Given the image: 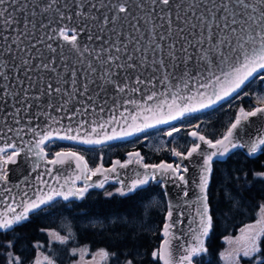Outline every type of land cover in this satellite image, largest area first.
I'll return each mask as SVG.
<instances>
[{
  "label": "snow or ice",
  "instance_id": "1",
  "mask_svg": "<svg viewBox=\"0 0 264 264\" xmlns=\"http://www.w3.org/2000/svg\"><path fill=\"white\" fill-rule=\"evenodd\" d=\"M33 3L34 7L39 8L41 13H55L53 20L49 21V24L41 23L40 27L48 29V40L59 38L63 41V44L59 45L61 49L60 59L62 61L67 59L63 53V48L67 46L69 51L75 53L78 57L75 63L83 64L84 53H90L95 54L98 63L103 68L99 76L93 79L97 73V68L89 61L86 75L80 77L83 83L80 87H77L78 69L75 66L69 69L68 64L65 63L64 72L69 73V81L64 82H70L72 90L67 91L62 86H57L62 85V81L58 80L57 85L48 82L46 85H42L39 93L34 97L36 101H39L43 95L52 97L55 94H62L67 99H64L63 104L60 107H55L54 110L56 112L67 113V106L70 100L75 99L77 95H87L89 86L92 84H97V87L101 90H104L106 85H112L118 92H125L129 87L128 78L125 77L124 81H118L116 79L117 70H135L138 66L144 67L148 60L147 55H141L140 60L134 62L133 53L128 52L127 43L117 40L115 43L109 44L108 41H104L107 47L89 49L88 44L82 42L80 36L81 33H88L87 41L100 40L101 37L99 35L94 37L90 34L91 23L97 21L101 22L99 25L100 32L105 30V26L112 24V31L117 37L121 35V28L116 27V25L122 27L131 21H135L130 26L137 33H140L141 30L138 24L139 21L143 20L146 24L151 25L149 28V41L150 44H154L152 48L153 53L163 52L166 54L158 61H154L163 70L159 83L166 86V92L159 93V96L163 97V99L159 100L155 107L147 104V101H152L157 97L158 94L155 91L147 95L144 104L130 99H125L123 104L137 105L140 112H155L162 110L167 105L168 113L164 119H152L151 123H148L150 119L148 116H144L142 122L137 123V120L140 118L139 112L135 115L129 114L131 116V123H127L128 116L125 113L128 110L125 108L123 112H120L119 119L115 115H111L109 119L102 121L92 120L89 122L79 119L75 129H73L71 123L65 126L60 120L47 112L37 113V115L45 116L49 121L43 129L39 127L15 129L16 137H22V134L26 131L35 137L33 141L25 143L23 148L17 147L14 142L6 143L0 147V182L7 181L8 165L17 163V157L21 155L24 148L27 149L26 155L36 157L34 170L41 166L40 161L54 166H70L74 162L76 174L72 178L65 179L64 184H61L59 189L49 185L47 181L42 179L44 173L37 175V183L43 187H47L49 191H43L42 187L34 194V198L21 199L17 207L9 204L5 210L0 211V230L11 229L14 225L26 220L30 212L46 205L56 196H61L65 200H68L70 197L82 199L91 188L103 189L105 183L109 180L108 174L117 173L118 169L127 168L129 165L135 163L136 165H140L144 169V172L137 173L136 178L131 180L130 183L126 184L124 181H119L121 186L115 189V193L127 196L135 193L150 181H157L158 179L164 181L161 187H166L168 182H172L178 189H182L183 191L179 198L180 202L188 205L189 208L195 207V217H198V225L195 229H192L191 226L189 228L191 238L187 244L181 245L184 254L179 257L175 256L173 241L179 239V237L176 235L174 229H178L183 224L185 213L183 210H178L181 208L179 202L173 204L169 201L161 230L164 239L161 241L158 249L154 250L151 255L154 259H158L161 264H193V260L197 255L207 252L204 237L209 234L212 228L213 218L209 214L207 189L213 157L225 156L231 149L237 147L246 148L249 155H254L258 151L264 150V132L259 133L255 138H250L243 142L238 136L239 129L243 127L244 122L248 121L250 117L264 116V96L257 97V106L252 110L246 111L244 108H240L234 122L228 126L222 137L215 141L206 139L204 135H200L197 131L189 133L192 137H196L198 141L206 144L210 149H214V151H204L201 143L196 141L192 143L186 153L178 151L176 148L171 149L172 154L181 160L191 158L194 155L200 156L203 160V163L200 165L199 181L195 184L198 192L195 194L194 200L188 199L190 195L187 189L188 180L184 175L188 172V168L181 163L173 164L161 161L159 164H145L139 152H129L127 154L129 159L123 162L113 160L110 167H105L103 163H99L92 168L89 167L84 155L72 149L62 148L52 153V158L48 159L45 153L46 142H50L53 137H56L79 141L84 144L101 145L106 141L143 132L144 129L158 124H167L168 121L177 120L186 113L208 108L217 101L241 89L250 78L258 76L261 81H264V75H261L264 72V0H203L205 5L210 4L211 7L206 6L205 12L199 15L196 14V9L200 7V4L195 3L194 0L192 3H188L185 0L187 7L177 2V0H64L63 4L61 0H43V5L35 3V0H33ZM27 9V0H0V28L8 31L15 30L17 32V39L24 33L18 29H14L15 25L22 23L25 30L29 25L35 29L36 22L34 17L36 13L33 11L30 14H26ZM104 9L107 11H103L101 16L94 14V10L99 12ZM133 9L137 10L136 15H133ZM173 9L176 10L175 19L182 22L184 26L180 24L174 26L172 19ZM181 11L185 14L181 15ZM16 12L23 15L22 21L17 20L16 16L13 15ZM141 12L144 15H140L139 13ZM189 12L192 13L191 16L187 15ZM157 18L161 22L153 23ZM193 19L196 20V23L192 22ZM53 22L55 23V27L50 26ZM165 25H167L166 32H160L158 35V40L165 42V44H161L156 42V37L151 34L158 28L163 29ZM189 26L192 29L199 27L201 30L199 33L195 31L190 32L191 39L184 34ZM173 36L176 39H172ZM0 39L8 41L12 38L5 35L0 36ZM141 39H143L142 34ZM38 42L44 43L43 40ZM12 43H16V39H12ZM45 47L53 54L57 51V48L53 47L51 43H47ZM190 47L197 50L198 62H203V67L200 68L198 66L195 72L189 67L190 62L193 60V56L189 52ZM122 48L127 53V63H118L121 59L120 56L110 54L112 49L116 53H120ZM5 51L10 53L11 45ZM141 51L139 41H137L133 52L141 53ZM143 52L147 53L148 48H144ZM100 53L109 54L101 58ZM29 63L27 59L23 60V64L29 65ZM54 65L55 56L53 55L49 58L48 62L40 63L36 67L56 72ZM181 66L182 70L177 74L175 70L181 68ZM3 78L7 80L8 76L4 75ZM39 79L43 81L44 77H40ZM172 79L177 80V83L174 85L176 91L171 90ZM134 83L152 84V79L144 80L141 76L137 75ZM181 83L185 90L189 88L190 84H196L197 90L195 96L180 95ZM4 91L6 95L10 94L7 88ZM131 91L138 92L140 89L133 87ZM27 95V90H25V99H27ZM245 95L248 94L245 93ZM196 97L200 99L196 100ZM88 98L89 100L92 99L91 96ZM193 101L195 102L193 103ZM116 106L118 107L119 105L117 104ZM31 107L32 105L28 103L23 110L27 112ZM47 107L53 108L54 105L49 102ZM83 108L84 113H87V105H84ZM95 110V105H93V111ZM16 111L19 113L21 109L18 108ZM99 112L103 113L104 108L100 107ZM81 114V108L77 107L75 112L68 114V119L73 121ZM120 120H124L126 126L120 125L121 130L118 132L113 127L111 134H109L106 129L113 124H118ZM16 123L19 124V120ZM56 124H60V127L53 128L52 126ZM7 130L8 132L14 131L11 127ZM179 131H181L180 128L170 127V130L165 135L172 136L173 133ZM74 132L75 134H73ZM0 139H3V137L0 136ZM11 139L9 137V140ZM9 149L11 150L10 155L7 154ZM45 172L51 176L52 168H46ZM97 174H100L102 179L90 183L92 177ZM255 175L264 179V171L257 172ZM54 178L59 183V178ZM77 180L83 181L82 187L76 186ZM113 194V192L105 193L106 196H112ZM24 195L26 196V193ZM4 198L7 199V197ZM13 203H15V199H13ZM260 209V218L255 223L245 225L240 230V235L234 239L225 237L230 245H235L227 250L226 253H221V258L226 261V264H240L242 257L248 258L251 264H264V253H262L261 249V238L264 237V205H261ZM49 236L52 240L64 244L70 239L71 232L69 231V235L63 236L58 232L49 231ZM10 246L11 242H9ZM39 247L40 245L37 244V248ZM78 251L84 253L87 252V248L72 249L73 254H76ZM110 255L114 256L116 254H110L105 249H99L88 264L106 262ZM81 260H83V256H81ZM7 264H21V258L9 252ZM33 264H55V260L48 255L38 252ZM125 264H134V261L133 259H126Z\"/></svg>",
  "mask_w": 264,
  "mask_h": 264
},
{
  "label": "water",
  "instance_id": "2",
  "mask_svg": "<svg viewBox=\"0 0 264 264\" xmlns=\"http://www.w3.org/2000/svg\"><path fill=\"white\" fill-rule=\"evenodd\" d=\"M63 2L64 0H61L62 4ZM177 2L182 3L185 5V7H187V3H185V0H177ZM187 2L192 3L193 0H187ZM194 2L197 4H200V7L196 9L197 15H199L202 12H205L206 6L211 7L210 4L205 5L203 3V0H194ZM27 3H28V9H27L26 14H30L33 11H35L36 13L34 17V20L36 22L35 29H33L31 25H29V27L25 30L23 28L22 23L15 25L14 29H18L19 31L24 33L23 35H20L17 39V32L15 30L8 31L6 29L0 28V36L7 35V36H10L12 39H16V43H12V39H9L8 41L0 39V136L3 137V139H0V147H2L6 143L14 142L17 147L23 148V145L25 143L33 141L35 137L31 133H27L26 131L22 134V137H16L15 129L17 128L27 129L28 127H39L43 129L44 126L49 123V121L47 120L45 116L37 115V113H40V112L49 113L51 116L56 117L58 120H60L61 123L65 126L71 123L73 129H75L76 124L78 123L79 119H83L89 122H91L92 120L102 121V120L109 119L111 115H115L119 119L120 112H123L125 108H127L128 110L125 113V115L128 116L127 123H131V116L129 114L135 115L138 112L140 113V118L137 120V123L142 122V119L144 116H148L150 118L148 120V123H151L152 119H164L166 117V114L168 113L167 105H165L162 110H157L155 112H140V109L137 107V105H133V104L124 105L123 104V101L125 99L136 100V101H139L141 104H144L147 95H150L153 91H155L158 94L157 97L154 98L152 101H147L148 105L155 107L157 102L163 99V97L159 96V93L166 92V86L159 83V79L162 78L163 70L159 68L158 63H154V61H158L160 58L164 57L166 54L163 52L153 53L152 48L154 47V44H150V41H149V36H150L149 28L151 27V25L146 24L143 20L139 21V24H138L141 30L140 33H137L130 26V24L135 23V21H131L130 23L125 24L122 27L120 25H116V27L121 28V35L119 37H117V35L112 31V28H113L112 24L105 26V30L103 32H100L99 25L101 22L97 21L95 23L89 22L91 23L90 34L94 37L96 35H99L101 37L100 40L94 39L92 41H87L88 33H81V36H80V39L82 40V42L88 44L89 49H99L101 47H107L104 41H108L109 44H113L117 40L127 43L128 52L133 53L134 62H138L140 60L141 55H145V54L147 55L148 60L144 67L138 66L135 70L133 69L117 70L116 79L118 81H124L125 77L128 78L129 87L128 89H126L125 92L123 93L118 92L115 89V87L112 85H106L104 90H101L97 87V84H92L89 86L87 95L85 96L77 95L75 99L70 100L67 106L68 108L67 113L56 112L54 110L55 107H60L63 104L64 99H67V97H63L62 94H55L52 97L43 95L41 96L39 101H36L34 97L39 93L42 85H46L48 82H52L54 85H57V81L59 80V81H62V85H57V86H62L63 89L67 91L72 90L70 82H64V81H69V73L64 72L65 63L68 64L69 69H71L73 66H75L78 69L77 87H80V85L83 83V81L80 80V77L86 75L87 64L89 61H91L93 66L97 68V73L95 74L93 79L99 76V74L103 71V68L98 63L95 54H90V53H84L83 55L84 63L83 64L75 63L78 57L75 53L70 52L67 46L63 48L64 56L67 57V59L62 61L60 59L61 49L59 45H62L63 41L60 40L59 38L48 40L47 39V36L49 35L48 29L40 27L41 23H44L46 25L49 24V21L53 20L55 13L54 12L41 13L39 8L34 7L33 0H27ZM35 3H40L41 5H43V0H35ZM103 11H107V10L104 9L99 12L94 10V14L97 16H101ZM136 14H137V10L133 9V15H136ZM139 14L144 15V13L142 12ZM184 14L185 13L181 11V15H184ZM13 15H15L16 19L19 21H22L24 18L23 15L20 14L19 12L13 13ZM187 15L191 16L192 13L189 12L187 13ZM175 16H176V10L173 9L172 19H173L174 26L177 24L184 26L182 22L177 21L175 19ZM30 18L32 17L30 16ZM160 22L161 21H159L158 18L156 21H153V23H160ZM192 22L196 23V20L193 19ZM50 26L55 27V23L53 22ZM166 30H167V25H165L163 29H159V28L156 29V31L152 33L151 35L156 37V42L165 44V42L158 40V35L160 32H166ZM193 31L199 33V31L201 30L199 29V27H197L196 29H192L189 26L187 28V31L184 34L188 36L189 39H191L192 37L189 35V33ZM205 31L207 30L205 29ZM141 34L143 35V39H141ZM172 39H176V37L173 36ZM40 40H43L44 43H39L38 41ZM137 41H139V47L142 50L141 53L133 52V48L136 45ZM47 43H51L53 47L57 48L56 53L53 54L48 51V49L45 47ZM9 45H11L10 53L5 51V49ZM33 45H35V47H33ZM144 48H148L147 53L143 52ZM189 52L193 56V60L190 62L189 67L193 70V72H195L198 66L200 68L203 67V62H198L197 60L198 53L196 49L190 47ZM107 54L109 53H100V56L101 58H103ZM110 54L120 56L121 59L120 61H118V63L128 62L127 53L123 51V48L120 53H116L115 50L112 49ZM53 55L55 56L54 66L56 68V72H52L49 70L36 67V65L40 63L48 62L49 58L52 57ZM25 59H27L30 62L29 65L23 64V60ZM181 70H182V66L181 68H177L175 71L177 74H179ZM4 75L8 76L7 80L3 78ZM137 75L141 76V78L144 80L152 79V84L134 83L135 77ZM29 77H31V79H29ZM40 77H44V80L41 81L39 79ZM153 77H155V79H153ZM97 83H99V81H97ZM176 83H177L176 79L171 80V85H172L171 90L172 91H176L174 87ZM133 87L139 88L140 91L132 92L131 88ZM5 88H7L8 93L10 94H7V95L5 94V91H4ZM25 90H27V93H28L27 99H25ZM196 90H197L196 84H190L189 88L185 90L183 88V84L181 83L179 94L182 96H188V95L195 96ZM239 90L240 89H238L235 93L230 94L228 97H225L224 99L220 101H217L215 104H213L212 106L208 108L186 113L184 116L211 109L219 105L221 102L227 100L231 96L235 95ZM13 93L14 95H12ZM89 96L92 97L91 100H89L88 98ZM169 99H170V95H169ZM199 99H200L199 97H196V100H199ZM49 102H51L54 105L53 108L47 107V104ZM194 102L195 101H193V103ZM28 103H30L32 107L27 112H25L23 109L26 107ZM117 104L119 105L118 107L116 106ZM84 105H87V113H84V108H83ZM93 105H95V108H96L95 111H93ZM77 107L81 108L82 114L79 115L73 121H70L68 119V114H70L71 112H75ZM100 107L104 108L103 113L99 112ZM18 108L21 109L19 113H17L16 111V109ZM182 117H180L179 119H181ZM17 120H19V124L16 123ZM177 120L168 121L167 124H158V125H155L154 127L146 128L144 129V131H148V130L161 127V126H165V125H170L176 122ZM120 125L126 126V122L124 120H120L118 124H113L108 129H106V131L109 134H111L112 128L114 127L116 131L118 132L121 130ZM9 127L13 128L14 131L8 132L7 129ZM52 127L59 128L60 124L53 125ZM196 128H198L197 125H196ZM192 131H196V130H192ZM261 132H264V116L258 115L255 117H250L248 121L244 122L243 127L239 129L238 136L243 142V141L249 140L250 138H255ZM140 133L142 132L135 133L134 135H131V136H125V137H120L114 140L106 141L101 145H105V144H109V143H113L117 141L127 140ZM73 134H75V132ZM9 137H11L12 139L9 140ZM167 137H170V136H167ZM52 140H57L60 142H67L71 144H77L81 146H91V147L100 146V145H95V144H84L79 141L59 139L56 137H53ZM197 142L201 143V147L204 151H208V152L214 151V149H210L206 144H203L202 142L198 140ZM236 150H240L246 157H253L255 155V154L249 155L246 148L237 147V148L231 149L230 152L226 154L225 156L213 157L212 164H211V172H212V166H213L214 161H225L227 157L231 153L235 152ZM8 151L10 155L11 150L9 149ZM129 152H139V150L131 149L126 153L125 159L120 160L119 158H112L109 164L107 165L103 164V165L105 167H110L113 160H120L121 162H123L129 159L127 155ZM186 152L187 150L184 153ZM26 153H27V149L24 148L23 151L21 152V155L17 157V163L8 165L7 167L8 179L6 182H0V211L5 210L9 204H12L13 207H17V205L20 204L21 199L34 198V194L43 187L36 181L37 175H40L41 173H44V175H42V179L47 181L49 185H52L57 189L60 188L61 184H64L65 179L72 178L76 174L74 162L70 166L69 165L54 166V165H48L44 161H40L41 166L39 168H35L34 170V161H36V157L31 156V155H26ZM45 153H46V150H45ZM170 157H171V160L169 161L161 159L157 162H144L143 161V163L159 164L161 161H164L166 163H173V164L181 163L182 165L186 166L188 168V172L185 173L184 175L186 176V179L188 180L187 189L189 190V193H190L188 199L194 200L195 194L198 192V189L195 187V184L198 183L199 181L200 165L203 163L202 158L200 156L194 155L191 158L181 160L179 157L174 156L172 152L170 154ZM47 158L51 159L52 157H49L47 155ZM99 163H102V161H100ZM46 168H52L51 176L45 172ZM143 172H144V169L140 165H136L134 163L132 165H129L127 168L118 169L117 173L108 174L109 180L105 183V185L107 183H118L120 187L121 185L119 181H124L126 184L130 183L131 180L136 178L137 173H143ZM211 172L209 174V182L211 178ZM54 177L59 178V183L57 182V179H55ZM101 179H102V176L100 174H97L96 176L92 177V181H90V183L99 181ZM151 182L158 183L160 187H161V184L164 183V181L160 179H158L157 181H150L149 183ZM146 185L142 187H145ZM76 186L82 187L83 181L77 180ZM91 189L102 190L100 188H91ZM161 190H162V193L166 201V210L163 215V222H162L161 229L159 232L160 241L158 243V247L161 241L164 239L161 230L163 228L164 217L167 212V205L169 201H171L173 204H177L179 202L181 204V208L178 210H183L185 213L183 217V224L180 225L178 229H174L176 235L179 237V239L173 241L174 255L179 257L180 255L184 254L181 248V245L187 244V242L191 238L190 233H189L190 226L192 229H195L198 225V217H195V207L194 206L192 208H189L188 205H185L182 202H180L179 198L183 190L178 189L174 183L168 182L166 187H161ZM43 191L47 192L49 191V189L47 187H43ZM25 193H26V196L24 195ZM4 197H7V199H5ZM13 199H15V203H13ZM57 199H60L62 201H68L71 199H78V198L70 197L68 200H65L61 196H56L53 198L52 201L48 202L46 205L50 204L51 202ZM46 205H43L40 208ZM208 206H209V202H208ZM37 210H34L30 213H33ZM209 214H210V210H209ZM190 222H191V225H190ZM0 231H7V230H0ZM208 236L209 234L206 237H204L205 246H206V241H207ZM158 247L155 248L154 250L158 249ZM152 260L155 261L156 264H161V262L158 259H154L152 257ZM193 264H195V258L193 260Z\"/></svg>",
  "mask_w": 264,
  "mask_h": 264
},
{
  "label": "trees",
  "instance_id": "3",
  "mask_svg": "<svg viewBox=\"0 0 264 264\" xmlns=\"http://www.w3.org/2000/svg\"><path fill=\"white\" fill-rule=\"evenodd\" d=\"M215 109V108H214ZM213 110V109H212ZM208 110V112L212 111ZM234 153V152H233ZM231 153L224 163H227L226 171L230 174L228 187L231 197H224V190L217 182V161L213 162L210 182L208 185V202L210 214L213 218L212 228L206 241L207 252L196 257L195 264H221L219 254L223 248V238L227 234H235L240 224L246 219H253L255 212L264 203V179L257 177V172L264 171V150L253 157H241L235 159ZM161 154L151 152L152 160L158 161ZM220 180V177H219ZM219 183V185H217ZM217 186H216V185ZM109 188L110 185H107ZM106 188V187H105ZM103 189L100 191L89 190L84 198L69 201L55 200L39 210L29 214L26 220L14 225L7 231H0V264H7L8 253L21 258V264L32 258L37 244H46L48 227L54 222L50 219L53 215L58 221L62 216L71 218V238L65 247L87 248V252L105 249L113 259L125 264L126 259H133L134 264H147L152 261V251L156 248L159 235L154 234L148 238L145 233L136 234L132 223H124L118 220L109 222L114 216L127 215L140 211L142 201L151 195H162L160 186L149 183L138 189L135 193L121 196L115 190ZM106 192H113L112 196H106ZM237 200V202H236ZM163 214L157 210L152 212V218H158V223L163 222ZM51 216V217H49ZM49 218V220H48ZM92 219H104L107 223L93 224L87 222ZM89 223V224H88ZM153 239V242H152ZM9 242L11 246L9 247ZM36 246V247H35ZM145 250L146 256L138 260L137 249ZM261 249L264 253V237L261 238ZM67 254L66 264L77 258L81 259L83 253L78 251V256ZM80 254V255H79ZM85 257V256H84ZM83 259H86L84 258ZM65 262H63L65 264ZM62 263V264H63Z\"/></svg>",
  "mask_w": 264,
  "mask_h": 264
},
{
  "label": "rangeland",
  "instance_id": "4",
  "mask_svg": "<svg viewBox=\"0 0 264 264\" xmlns=\"http://www.w3.org/2000/svg\"><path fill=\"white\" fill-rule=\"evenodd\" d=\"M264 75V72L261 73ZM247 93L248 95H245ZM264 96V81H261L260 78L257 76L256 78H252L238 93H236L233 97L229 100L222 103L220 106L216 107L212 111L208 112H199L195 114H190L183 117L178 122L174 123L171 126H164L158 127L153 130L145 131L136 135L134 140L129 143L120 144V146H113V143L101 145V146H81L77 144H69L60 141H50L47 142L46 151L48 154L54 153L60 149H72L80 154L84 155L86 160L88 161L89 167L94 168L100 161L104 165L110 163L112 158H119L120 160L125 159L126 153L130 150L128 146L136 145L139 147H134L133 149H137L140 152V155L143 157L144 162H157L156 160H152L150 157L151 152H155L157 154H161L158 157V160H171L170 154L171 149L176 148L178 151L185 152L194 141L197 142L196 137H192L189 133L192 130H196L199 134L204 135L206 138L211 140H216L222 137L223 133L227 130L228 126L235 120V116L240 108H244L246 111L252 110L257 105V97ZM196 125L198 128H196ZM170 127H177L180 128L181 131L177 133H173L172 136L167 137L165 133L170 130ZM8 154V152H7ZM233 157L235 159L244 157L243 153L240 150H236L233 153ZM149 156V157H148ZM245 158V157H244ZM216 176H218L217 185L221 186L224 190V197L226 199L231 197V191L228 187V181L230 180V174L226 171L227 163L223 161H217L216 163ZM220 177V180H219ZM110 185L108 188L106 186L105 189L114 191L116 188L119 187L118 183H108ZM160 186L159 184H157ZM216 185V184H215ZM216 185V186H217ZM237 202V200H236ZM261 205H264L261 204ZM140 211L132 212L130 216L122 215V216H114L110 219V223L118 220L124 223H132L133 230L136 229V234L138 233H145L148 238L154 236L155 233L159 235L161 229V223H158V218H152V212L157 210L158 213H164L166 210V201L164 195H151L150 198L147 199L142 205L140 204L139 207ZM261 209L260 207L255 212L253 219H246L243 221L238 231L235 234H227L223 238V248L220 251L219 258L221 264H226V261L221 258V253H226L227 250L234 247L235 245H230L229 242L225 239V237L235 238L236 236L240 235V230L247 224L255 223L257 219L260 218ZM52 218L50 219L51 222H54L51 227H48L47 239L46 244L39 242V248L36 249L32 258L25 261L24 264H33L34 260L36 259L38 252L43 253L44 255H48L55 260V264H62L67 259V251L68 254L72 256H78V252L73 254L72 249H79L75 246H70L67 249L65 247L66 243L61 244L57 241H54L49 236V231L58 232L60 235L67 236L69 235L70 225H71V218L67 216H62L57 221L56 218L51 215ZM49 216V217H51ZM49 220V218H48ZM87 222H91L93 224L98 223H107L104 219L99 220H88ZM89 224V223H88ZM71 238V237H70ZM160 238V237H159ZM70 240V239H69ZM153 242V239H152ZM159 239L156 245L158 247ZM37 246V245H36ZM35 246V247H36ZM155 249V247H154ZM98 251V250H97ZM84 252L85 261H82L80 258H77L70 263L73 264H88V262L92 261L93 255L97 252ZM138 260H143L146 256L145 250L136 251ZM80 255V254H79ZM99 259V258H97ZM81 260V261H80ZM80 261V263L78 262ZM7 263L8 260L5 259ZM69 263V262H68ZM64 264V263H63ZM66 264V262H65ZM101 264H120L119 260L113 259L112 257L108 258L106 262H101ZM143 264V263H142ZM147 264H156L155 261H150ZM240 264H251L248 258L242 257L240 260Z\"/></svg>",
  "mask_w": 264,
  "mask_h": 264
},
{
  "label": "flooded vegetation",
  "instance_id": "5",
  "mask_svg": "<svg viewBox=\"0 0 264 264\" xmlns=\"http://www.w3.org/2000/svg\"><path fill=\"white\" fill-rule=\"evenodd\" d=\"M134 140V138H131V139H128V140H125V141H121V142H114L113 143V146H120V144H124V143H129V142H132ZM141 144H139L138 146L136 145H131V146H128V148L131 150L133 149L134 147H139ZM81 261V260H80ZM80 261H78L80 263ZM82 261H85V260H82ZM68 264H73V263H68Z\"/></svg>",
  "mask_w": 264,
  "mask_h": 264
}]
</instances>
